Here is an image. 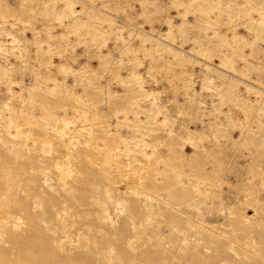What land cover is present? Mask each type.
I'll list each match as a JSON object with an SVG mask.
<instances>
[{
	"label": "rangeland",
	"instance_id": "1",
	"mask_svg": "<svg viewBox=\"0 0 264 264\" xmlns=\"http://www.w3.org/2000/svg\"><path fill=\"white\" fill-rule=\"evenodd\" d=\"M183 1L0 0V264H264V0Z\"/></svg>",
	"mask_w": 264,
	"mask_h": 264
},
{
	"label": "bare ground",
	"instance_id": "2",
	"mask_svg": "<svg viewBox=\"0 0 264 264\" xmlns=\"http://www.w3.org/2000/svg\"><path fill=\"white\" fill-rule=\"evenodd\" d=\"M197 0H184L183 1V3L186 5H191V4H195V2H196ZM212 1H214L215 2V5H216V7H214L213 6V8H208L209 9V11H210V14L212 15H214V16H220V13L221 12H219V5H218V0H212ZM199 2V1H198ZM201 3V2H200ZM194 6V5H193ZM197 6V5H196ZM211 6V5H210ZM212 7V6H211ZM184 15V14H183ZM105 24V23H104ZM243 47V46H242ZM243 51V50H242ZM226 65V67H229L228 65H230V64H225ZM233 66V65H232ZM229 67L230 69H234V67ZM243 72V71H242ZM242 74H244V73H242ZM248 90H251V89H248ZM253 94H257V95H259V93L256 91V90H253Z\"/></svg>",
	"mask_w": 264,
	"mask_h": 264
}]
</instances>
